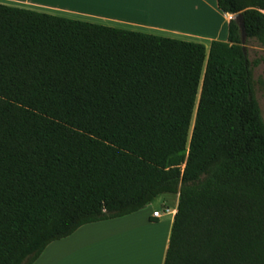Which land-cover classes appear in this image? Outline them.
<instances>
[{
  "label": "trees",
  "instance_id": "1",
  "mask_svg": "<svg viewBox=\"0 0 264 264\" xmlns=\"http://www.w3.org/2000/svg\"><path fill=\"white\" fill-rule=\"evenodd\" d=\"M216 5L264 52V0ZM261 62L233 19L206 50L0 3V264L163 194L164 264H264Z\"/></svg>",
  "mask_w": 264,
  "mask_h": 264
},
{
  "label": "crops",
  "instance_id": "2",
  "mask_svg": "<svg viewBox=\"0 0 264 264\" xmlns=\"http://www.w3.org/2000/svg\"><path fill=\"white\" fill-rule=\"evenodd\" d=\"M0 3L198 42L206 50L211 41H227L231 19V15L218 10L216 0H0ZM183 5L189 7L187 12ZM194 15L200 17L199 25L185 30L186 21ZM177 201L176 195L173 208L159 211V218L152 217L158 211L151 209L152 202L130 215L84 225L69 237L49 244L33 264H164Z\"/></svg>",
  "mask_w": 264,
  "mask_h": 264
},
{
  "label": "rangeland",
  "instance_id": "3",
  "mask_svg": "<svg viewBox=\"0 0 264 264\" xmlns=\"http://www.w3.org/2000/svg\"><path fill=\"white\" fill-rule=\"evenodd\" d=\"M184 8L186 12L189 9L188 6L186 7L184 6ZM199 19L200 17L198 16L195 18V15H194V18L192 17L188 19L186 21L187 27L185 28V30H192L195 27H197L199 25L198 24ZM245 47L247 48V55H248L249 61H253L255 58H262V62L258 66L252 67V79H253V85H254L253 93H254L255 98L258 101L261 115L264 120V89H261L260 86L257 84L258 80L264 81V52L253 41H251L248 45H245ZM175 199H176V195H173V196L172 194L171 195H161L153 201L151 205V209H157L158 211L166 212V208L169 210L173 208V205L175 204Z\"/></svg>",
  "mask_w": 264,
  "mask_h": 264
},
{
  "label": "water",
  "instance_id": "4",
  "mask_svg": "<svg viewBox=\"0 0 264 264\" xmlns=\"http://www.w3.org/2000/svg\"><path fill=\"white\" fill-rule=\"evenodd\" d=\"M231 19L235 20V23L238 27V32L240 35L241 45L243 48H245L246 43V32H245V26H244V20L242 14H236L231 15ZM243 52L245 54V50L243 49Z\"/></svg>",
  "mask_w": 264,
  "mask_h": 264
},
{
  "label": "built area",
  "instance_id": "5",
  "mask_svg": "<svg viewBox=\"0 0 264 264\" xmlns=\"http://www.w3.org/2000/svg\"><path fill=\"white\" fill-rule=\"evenodd\" d=\"M166 211H168V210H166ZM152 217H154V218H159V217H160V212H159V211H154V212L152 213Z\"/></svg>",
  "mask_w": 264,
  "mask_h": 264
}]
</instances>
